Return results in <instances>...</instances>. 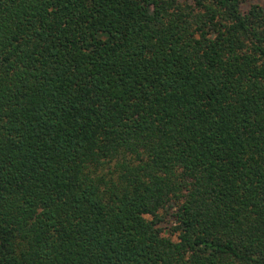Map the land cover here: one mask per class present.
Returning a JSON list of instances; mask_svg holds the SVG:
<instances>
[{
    "label": "trees",
    "instance_id": "obj_1",
    "mask_svg": "<svg viewBox=\"0 0 264 264\" xmlns=\"http://www.w3.org/2000/svg\"><path fill=\"white\" fill-rule=\"evenodd\" d=\"M243 1L0 0V264H264Z\"/></svg>",
    "mask_w": 264,
    "mask_h": 264
},
{
    "label": "rangeland",
    "instance_id": "obj_2",
    "mask_svg": "<svg viewBox=\"0 0 264 264\" xmlns=\"http://www.w3.org/2000/svg\"><path fill=\"white\" fill-rule=\"evenodd\" d=\"M252 4H258L264 8V0H245L241 4V9L245 11ZM170 224L171 220L167 216H164V220L160 223V226L164 229L165 232L169 228ZM173 239H175V237H173Z\"/></svg>",
    "mask_w": 264,
    "mask_h": 264
}]
</instances>
